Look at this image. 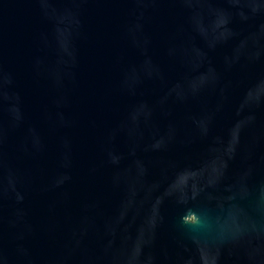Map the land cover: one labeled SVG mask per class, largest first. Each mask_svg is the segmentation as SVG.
<instances>
[{"label":"water","instance_id":"water-1","mask_svg":"<svg viewBox=\"0 0 264 264\" xmlns=\"http://www.w3.org/2000/svg\"><path fill=\"white\" fill-rule=\"evenodd\" d=\"M0 264H264V0H0Z\"/></svg>","mask_w":264,"mask_h":264}]
</instances>
